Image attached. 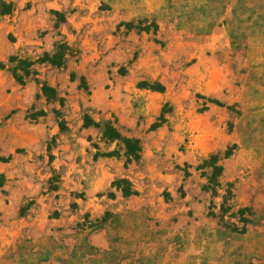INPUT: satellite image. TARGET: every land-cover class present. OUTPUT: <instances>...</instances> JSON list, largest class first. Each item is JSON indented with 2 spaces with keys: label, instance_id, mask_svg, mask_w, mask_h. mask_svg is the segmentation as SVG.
<instances>
[{
  "label": "rangeland",
  "instance_id": "374dc122",
  "mask_svg": "<svg viewBox=\"0 0 264 264\" xmlns=\"http://www.w3.org/2000/svg\"><path fill=\"white\" fill-rule=\"evenodd\" d=\"M0 264H264V0H0Z\"/></svg>",
  "mask_w": 264,
  "mask_h": 264
}]
</instances>
